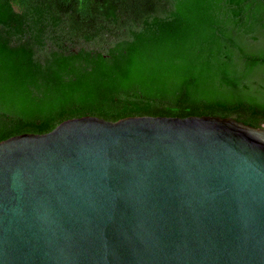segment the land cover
I'll list each match as a JSON object with an SVG mask.
<instances>
[{
    "label": "water",
    "instance_id": "obj_1",
    "mask_svg": "<svg viewBox=\"0 0 264 264\" xmlns=\"http://www.w3.org/2000/svg\"><path fill=\"white\" fill-rule=\"evenodd\" d=\"M0 264H264V125L84 115L0 140Z\"/></svg>",
    "mask_w": 264,
    "mask_h": 264
},
{
    "label": "trees",
    "instance_id": "obj_2",
    "mask_svg": "<svg viewBox=\"0 0 264 264\" xmlns=\"http://www.w3.org/2000/svg\"><path fill=\"white\" fill-rule=\"evenodd\" d=\"M94 115L264 125V0H0V140Z\"/></svg>",
    "mask_w": 264,
    "mask_h": 264
}]
</instances>
